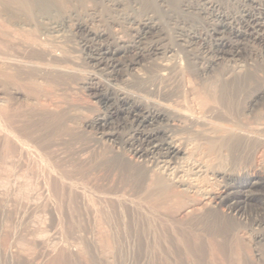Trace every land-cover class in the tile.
Masks as SVG:
<instances>
[{
	"label": "rangeland",
	"instance_id": "obj_1",
	"mask_svg": "<svg viewBox=\"0 0 264 264\" xmlns=\"http://www.w3.org/2000/svg\"><path fill=\"white\" fill-rule=\"evenodd\" d=\"M180 1L92 0L91 3V0H66L64 4L57 2L51 6L53 9L47 14L38 13L36 19L14 18L0 3V264H49L56 259L60 264H179L172 252L173 239L179 234L174 229L175 223L167 220L165 215L181 206L183 198L172 188L170 192L174 201L170 199L168 204H173H164L161 209L145 198L144 191L124 180L127 173L122 167L103 162L105 152L116 151L118 146L96 138L95 129L84 123L96 114L106 113L109 107L95 102L83 82L92 78L108 91L126 90L152 106L160 103L165 107L168 102L172 103L167 104L172 108L187 105L193 98L195 87L203 81L213 80L214 73L199 75L196 66L207 65L205 62L214 55L215 48L200 39L186 46L175 42L172 27L183 25V20L185 28L191 24L204 27L203 22L199 26L194 21L188 23L199 18L192 12L180 11ZM116 2L120 3L119 6ZM229 5L235 8V1L229 0ZM125 12L135 18L154 15L166 35L160 46L163 49L172 46L174 51L166 56L146 55L139 65L131 68L123 65L117 73L90 61V52L82 46L83 32L77 31L74 23L78 19L87 21L92 30L109 34L110 40L130 43L135 33L130 30L128 20L122 18ZM175 14H179L178 17L175 18ZM51 26H54L53 30ZM226 37L231 44L238 42L230 32ZM147 41L150 43L151 38L143 40L140 46L145 43L147 46ZM239 46L241 55L231 59L222 56L215 71L226 72L224 77L236 78V83H240L241 91L233 104V116L221 123L230 126L234 132L239 128L245 144L242 142L235 153L221 150L219 161L216 159L215 163L223 170L230 169L233 175L252 173L258 184L243 188L251 197L241 203L244 207L241 206L240 212H231L232 222L239 229L236 233L238 243L235 241L231 245L234 254L237 253L236 258L227 262L228 259L226 261L215 249L214 254L209 249L204 264H221L223 261L222 264H264L261 262L264 258L256 260L254 257L258 248L264 251V244L253 240L255 232L262 226L258 228L254 224L256 219L264 220V130L262 125L255 127L259 120L264 122V101L252 110H245L250 92L264 83V43L251 37L241 40ZM127 54L122 60L125 64L133 55L132 52ZM60 57L65 59L64 62L58 61ZM164 62L168 63V69L163 71L160 63ZM59 66L68 67L72 74L58 80L55 71ZM252 77L253 80L248 82ZM55 116L59 119L58 127L49 121ZM197 127L200 129L201 126ZM119 132L124 135L125 129H119ZM118 151L124 161L131 165L135 162L127 145L120 146ZM207 178L205 181L210 184L206 185L210 189L214 190L222 183L217 177ZM153 207L159 208L158 211ZM153 210L154 214L151 213ZM162 217L174 224H166ZM57 255L61 256L60 259ZM190 258L186 256L185 259L192 264L194 261Z\"/></svg>",
	"mask_w": 264,
	"mask_h": 264
},
{
	"label": "bare ground",
	"instance_id": "obj_2",
	"mask_svg": "<svg viewBox=\"0 0 264 264\" xmlns=\"http://www.w3.org/2000/svg\"><path fill=\"white\" fill-rule=\"evenodd\" d=\"M64 1L66 0H0V3L2 8L5 9V12L14 18L25 16L30 19H36L38 13L41 12L42 14H47L57 2L59 4H64ZM226 1H180V11H185L188 13L192 12L191 14H194L195 17L199 18L198 21L196 19H193L188 23L194 21L198 23L199 26L200 22H203L204 27L203 25H200L201 27H197V25L194 26L191 24L188 25L187 28H185V22H183V20V25H176L172 27V31L175 33V42L179 45L183 44V46H186L187 44L193 43V41L200 39L205 41V43L208 42L207 44L213 45V47L215 48L214 55L212 57H209L208 62H205L207 63V65L196 66V73L199 75H202L204 73L206 74L208 72H211L212 74L214 73L212 75L213 80H210L209 82L203 81L201 84L195 87L193 91V98H190L191 100L188 102V104L187 102L185 103L187 105L184 104L185 106L181 107H178L177 105V108H172L170 107V105L168 107L167 104L170 103L168 102L166 104L167 107L161 106L160 103L159 106H152L144 103L140 98H137V96L135 97L133 94L126 90H116V88L115 90L112 89L111 91H108L107 88L102 86L99 82H93L92 78H88L83 82L86 91H88L89 96L93 98L95 102L97 100L104 103V105L108 104L109 107L106 113L96 114L90 120L88 119L89 121L84 123L85 126L95 129L96 134H98L96 138H99V140H103L105 142L113 143L115 147L118 146L116 151L111 149L110 152H105L103 162L109 166L117 165L122 167L123 171L127 173L124 180H126V182L132 184L133 186H136L135 188H137V190L144 191L145 198L149 200L150 203H154L155 206H161V209L162 205L164 207V204H168L170 199L173 200L174 195L170 192L172 188L176 190L179 197L183 198L181 206L177 207L173 211H169L171 212L169 213L170 215H165L168 218L167 220H172L175 223H173L174 225L167 220L165 221V217H162L165 223L169 222L170 224L175 226L174 229L179 234V237L177 236L178 238L173 239V241L175 242L173 243L174 248L172 250L173 254L175 255L174 259L176 258L175 261H178L179 264H190V261L188 262V260L185 259L186 256L191 257L190 259H193L195 263L191 260L193 262L192 264H204V261L206 259L205 255L209 249L212 250L211 253H215L217 251L219 255L226 259V261L228 259L227 262L236 258L235 255L237 253L234 254L231 245L234 244L233 242H237L236 233L237 231H239V229L237 230L232 222V217H230L232 216L231 212H240L241 206L244 207V205H241V203H246L251 197V194H249L248 191L243 188H252L258 184V181L255 180L256 177H253L252 173H242L239 176L236 173V176L233 175V173L229 172L230 169L229 171L223 170L221 169L222 166L219 163L218 164L221 166V168L219 166H216L215 163L216 159H218L219 161V153L221 150L224 151L225 149H227L228 151L230 150L232 151V153H235L240 145H243V143L245 144V138L243 137L242 132L238 130L239 128L237 129L238 132L236 128V131L234 132V129L230 128V126H223V124L225 123H221L226 120H230L233 116V104H236L235 100L237 99L241 90L239 87L240 83H236L235 81L236 78L229 80L227 79V77H224L227 74L226 72L216 73L215 70L219 66V60L222 58V56H228L230 57V59L235 58L236 56H240L241 50L239 43H241V40H245L248 38L250 39L252 37L264 43V0H233L235 1V8L231 7L232 4L229 5V0L228 2ZM117 2L115 4L119 6L120 3L118 4ZM146 2L149 3V0H146ZM178 15L174 17L176 18L178 17ZM122 16V18L128 20V26L130 30L132 29L133 33H135L134 39L130 43L110 40L111 37L109 36V34L107 36V34H105V32L102 30H92L86 23L87 21L83 22V20L78 19L79 21L77 20V22L74 23V28L77 31L80 30L81 32H83V34L79 32L83 35L82 40L84 41V43L82 46L83 49H86L90 52V61H95V63H97L98 65H105V67L110 68V72H116L120 70V67L122 68L123 65H128L130 68L139 65L142 62L143 57L146 55L166 56L168 52L174 51L175 48H173L172 46L165 47L164 49L163 46H160V43L165 40L166 35H164V32L161 31V26L153 17L154 15L148 16L145 14L141 17L135 18L126 14L125 12V14ZM169 18H172V16H169ZM200 18H202L203 21H200ZM51 28L53 30L54 26H51ZM229 32L234 34V36L238 38V42L236 40V43H234L235 45L231 44L230 40L226 37V34ZM150 38L151 41L150 43L147 41L149 43L147 46H145L146 43L144 44V46H140V44L143 43V40ZM128 52H132L133 55H131L132 58L127 61L128 63L125 64V60H122ZM63 60H65L63 57L58 58V61ZM160 64L163 71L168 69L167 62ZM67 68L65 69L63 66H59L58 68H56L55 78H58L59 80L65 78L69 74H72L70 73L71 71L69 70V68ZM251 80H253V77L250 78L248 82H250ZM259 86L260 87H257L255 88V90L253 89V91L250 92L246 100L247 106L245 110H252L257 104H259V102L264 101V83L260 84ZM5 116L7 115L5 114ZM49 119V121L55 122L57 126L59 120L58 117L55 116ZM43 121L48 120L44 119ZM255 121L253 122V124L255 123ZM259 121L257 122L258 124H256L257 126L255 127L260 128V125H262V129L264 130V122H261L262 120L260 122ZM5 123L7 122L5 121ZM197 126H201L200 129H196ZM238 126L240 127L241 125ZM193 128L196 130H193ZM119 129H125V134L121 135ZM9 130L8 132L10 134ZM193 131H195L194 134H189ZM6 132L7 131H5L4 133ZM186 132H188V134ZM243 133L245 134L246 132ZM10 135L12 136L13 134ZM13 137H15V135H13ZM125 145L130 148L129 153L131 154L133 161H135L132 162V165L124 161V158L118 151L120 146ZM47 157L49 156L47 155ZM240 158L242 157L240 156ZM209 176L211 178L212 176L217 177L222 180V183L218 184L217 188L214 190L208 188L207 186L209 185H206V183L210 184V182L205 181V179ZM81 188L83 189V187ZM141 198L146 200L143 197ZM121 199L122 198H120L119 200ZM176 202L177 201H175V203ZM170 204L173 203L170 202ZM158 209L156 210L158 211ZM222 209H224L223 211H225V213H223ZM151 213L154 214V210L153 212L151 211ZM154 216L156 217V215ZM160 216L162 215H159V217ZM95 220H97V218ZM97 222L98 221H96V223ZM254 224H256L258 228L261 225L262 226L259 228V231L255 232L253 240L255 242H263L264 244V231L262 232V229L264 228V220L256 219ZM174 229H172V233ZM105 232L107 231H104V233ZM234 246H236V244ZM213 249H215L216 251ZM262 249L258 248L255 251L254 257L256 258V260H262L264 258V251ZM58 257L60 259L61 256ZM212 257L214 258V256ZM223 258L220 257V259ZM238 259L239 261L241 260L239 256ZM246 259L248 260L250 258ZM166 260L165 262H167ZM261 262L263 263L264 261ZM52 263L60 264L58 263L57 259L53 260ZM222 263H224V261ZM170 264L172 263L170 262Z\"/></svg>",
	"mask_w": 264,
	"mask_h": 264
}]
</instances>
